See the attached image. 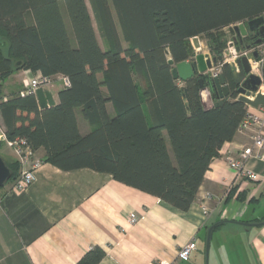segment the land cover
Here are the masks:
<instances>
[{
    "label": "trees",
    "instance_id": "obj_1",
    "mask_svg": "<svg viewBox=\"0 0 264 264\" xmlns=\"http://www.w3.org/2000/svg\"><path fill=\"white\" fill-rule=\"evenodd\" d=\"M88 2L92 13L86 0H0V130L42 148L41 159L59 169L108 173L186 211L211 160L235 138L247 106L227 64L223 97L206 81L199 87L202 75L179 81L171 70L193 60L194 37H204L215 64L221 62L222 30L264 15V0ZM19 70L69 84L41 109L35 94H3V82ZM262 76L264 84V64ZM205 87L210 107L201 99ZM77 113L90 127L85 134ZM8 167V180L14 179L18 163ZM103 255L93 248L80 264H97Z\"/></svg>",
    "mask_w": 264,
    "mask_h": 264
},
{
    "label": "crops",
    "instance_id": "obj_2",
    "mask_svg": "<svg viewBox=\"0 0 264 264\" xmlns=\"http://www.w3.org/2000/svg\"><path fill=\"white\" fill-rule=\"evenodd\" d=\"M31 76L29 70L14 72L3 82V94H18ZM62 87L60 79L44 90L56 103ZM108 112L113 114L111 105ZM77 121L81 134L90 130L79 113ZM249 143L248 134H236L222 145L186 211L123 185L111 174L62 170L42 161L24 190L5 194L0 187V264H80L93 248L104 252L97 264H264V224H242L264 220V163L246 161V168L258 174L254 181L238 177L225 160ZM1 147L5 163L16 162L12 150ZM36 153L42 158L44 150ZM217 223L206 259L204 237ZM192 238L197 249L188 261L177 260L179 248Z\"/></svg>",
    "mask_w": 264,
    "mask_h": 264
},
{
    "label": "built area",
    "instance_id": "obj_3",
    "mask_svg": "<svg viewBox=\"0 0 264 264\" xmlns=\"http://www.w3.org/2000/svg\"><path fill=\"white\" fill-rule=\"evenodd\" d=\"M232 27L233 25L228 30H230L233 34ZM232 37L231 41L227 45V54L223 55L221 62L214 64L213 67L207 71L211 78L217 77L220 74L223 64H227L231 69H235V60L247 53V51L243 52L240 49H237L235 43H233ZM248 51L258 52L259 59H250L249 64L251 66V71L263 80L262 67L264 64V40L260 45L252 46ZM60 79L64 87L68 86L69 83L65 77H60ZM53 82V78L51 77L33 75L24 84V88L20 94H35V91L38 88L46 89ZM260 91L264 95V84L260 87ZM201 99L205 107L211 106V96L208 88H202ZM251 109L254 108L247 106V111L241 119L236 131V134H248L250 143L243 146L236 154H227L225 156V160L227 161L228 166L235 171L238 177L256 181L258 180V174L246 168V161L250 158H254L264 163V121L262 116L264 114V106H259L255 109L259 110L262 115L253 112ZM0 143L5 144L12 150L16 162L18 163L17 176L14 179L7 180L2 186L4 187V193L22 191L33 182L35 169L42 163L43 160L24 139L16 138L14 140H9L5 137L1 130ZM2 196L3 195L0 194V202ZM134 220V217L131 218V222ZM196 249V238H192L179 248L176 254V259L184 262L188 261Z\"/></svg>",
    "mask_w": 264,
    "mask_h": 264
},
{
    "label": "water",
    "instance_id": "obj_4",
    "mask_svg": "<svg viewBox=\"0 0 264 264\" xmlns=\"http://www.w3.org/2000/svg\"><path fill=\"white\" fill-rule=\"evenodd\" d=\"M232 31L233 43L240 46V50L247 53L240 56L235 60L236 68L232 69L231 77L235 86V91L238 94V100L243 102L246 106L257 109L259 106H264V95L260 91L263 85V80L251 71L249 64L250 59L258 60L259 55L257 51H248L252 46L260 45L264 40V15L250 19L245 23L233 25ZM194 49H200V43L196 37L191 39ZM19 62L16 63L18 65ZM168 64L173 65V61L169 58ZM215 59L209 53H197L194 55L193 60L179 62L173 65L171 70L174 79L179 81H187L193 77L202 75L205 77L198 78L199 87L204 86V81L212 88H215L219 97L227 96L229 90L225 84L224 76L220 73L217 77L211 78L207 71L213 67ZM210 89V90H211ZM209 90V89H208ZM35 96L39 107L41 109L50 107L54 104L51 93L42 88L35 91ZM11 171L3 158L0 156V187L10 178ZM246 226H261L264 220L256 223H242ZM216 224L211 225L205 238V256L207 259L209 251V243L211 233Z\"/></svg>",
    "mask_w": 264,
    "mask_h": 264
},
{
    "label": "rangeland",
    "instance_id": "obj_5",
    "mask_svg": "<svg viewBox=\"0 0 264 264\" xmlns=\"http://www.w3.org/2000/svg\"><path fill=\"white\" fill-rule=\"evenodd\" d=\"M86 2H87V5H88V8H89V10H90V12H91V8H90V5H89V2H88V0H86ZM92 13V12H91ZM93 24H94V26H95V28H96V24H95V22H94V20H93ZM222 32H223V34H224V36L227 38L226 40H225V47L223 48V50H222V53H221V56L223 57V55L224 54H227V45H228V43L231 41V37H232V35H234V33L232 34V32L230 31V30H228V32H227V29L225 28V29H223L222 30ZM199 40L202 42V46H201V49H196V53H209L210 54V52H209V50H208V47H207V45H206V40H205V38L204 37H200L199 38ZM205 40V41H204ZM99 41H100V43L102 44V41H101V39H100V37H99ZM123 45H125L124 44V42H123ZM56 80V82H58V80H60L59 78H55V79H53V81H55ZM54 83V82H53ZM263 88V87H262ZM262 88H261V91H262ZM14 90L15 89H17V87H15V88H13ZM13 90V91H14ZM0 148H3V147H1V145H0ZM1 150V149H0ZM12 154H13V152H12ZM204 249V245H202V250Z\"/></svg>",
    "mask_w": 264,
    "mask_h": 264
},
{
    "label": "clouds",
    "instance_id": "obj_6",
    "mask_svg": "<svg viewBox=\"0 0 264 264\" xmlns=\"http://www.w3.org/2000/svg\"><path fill=\"white\" fill-rule=\"evenodd\" d=\"M236 45V44H235ZM221 73V72H220ZM44 90V89H43Z\"/></svg>",
    "mask_w": 264,
    "mask_h": 264
}]
</instances>
